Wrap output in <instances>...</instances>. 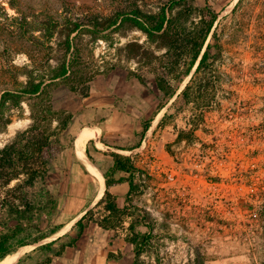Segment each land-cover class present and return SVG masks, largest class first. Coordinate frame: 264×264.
Instances as JSON below:
<instances>
[{
  "label": "rangeland",
  "instance_id": "obj_1",
  "mask_svg": "<svg viewBox=\"0 0 264 264\" xmlns=\"http://www.w3.org/2000/svg\"><path fill=\"white\" fill-rule=\"evenodd\" d=\"M135 8L152 14L165 9L169 15L179 16L187 31L209 15L207 10L217 14L208 40L216 32L221 46V57L212 69L215 91L210 93L211 100L191 98L186 102L181 96L205 49L183 82L170 81L175 95L165 97L157 79L170 78L166 71L170 59L160 41H149L128 26L101 35L93 28L91 22L97 16L111 17ZM67 38L82 50V69L96 73L95 80L113 76V86L120 83L121 76L131 81L128 94L134 100L122 108L132 109L142 118L143 126L148 125L126 155L134 167L133 185L126 194H118L121 202L114 196L122 214L108 212L109 202L100 200L87 211L86 224L109 222L114 227L111 238L119 244L114 254L118 264L134 263L135 247L128 240L137 234L149 238L141 258L144 264H264V0H0V96L4 90H18L26 76L40 80L49 74V67L69 61L71 53L62 46ZM188 68L184 67V72ZM52 95L56 110L80 96L62 83H57ZM34 104L41 103L26 98L22 109L4 111L11 122L0 129V149L29 130L30 106ZM49 121H42L41 128L49 127ZM87 131L77 141L81 159L90 137ZM60 142L54 146L53 157L72 146L68 130L61 132ZM87 163L103 176L95 165ZM16 183L7 188L0 183V234L15 233L19 226L5 206L11 203L13 194L8 192ZM26 191L25 201L46 202L40 186ZM65 205L58 208L57 202L51 217L40 213L34 224L48 234L64 221L74 219L63 230L84 216L81 208ZM21 224L27 231L17 235L16 251L31 249L14 264L21 259L25 260L21 264H38L48 258L51 264H97L108 250L110 233L98 230L99 234L83 242L77 258L59 261L56 254L76 237L75 229L52 250L42 251V246L57 237L20 247L40 236L27 222Z\"/></svg>",
  "mask_w": 264,
  "mask_h": 264
},
{
  "label": "trees",
  "instance_id": "obj_2",
  "mask_svg": "<svg viewBox=\"0 0 264 264\" xmlns=\"http://www.w3.org/2000/svg\"><path fill=\"white\" fill-rule=\"evenodd\" d=\"M173 12L172 9L169 10ZM209 15L202 16L201 21L193 30L187 31L183 27L179 16H171L167 10L162 9L159 14L145 13L139 8H135L129 13H118L115 16L104 17L97 16L93 18L92 25L96 29L98 35L108 32L110 30H121L125 26L136 29L142 32L149 41H160L166 49V57L170 59L167 74L170 78H158L157 87L165 97H173L175 95L174 87L170 81L183 82V79L188 77L191 68L196 67L203 50L205 49L199 64L196 68L195 74L187 84L185 90L182 92V98L188 102L191 98L211 100V92L215 91L214 82L211 75L215 63L221 57V46L217 38V33L214 32L210 41L208 42L212 30L217 21V14L211 10H207ZM27 24V22H24ZM29 25V24H28ZM76 27L79 24H74ZM52 27H56V24ZM98 29V30H97ZM103 37V36H101ZM208 42V43H207ZM67 53H71L70 60H64L51 69H47L45 78L40 80L33 79L26 76L27 81L25 84L20 85L18 90H4L0 96V129H5L9 126L10 120L5 119V110L8 108L22 109V102L24 99L29 98L36 100L41 104L31 105V120L32 125L26 132L17 134L14 140L0 149V183L3 188L10 187L13 182H17L8 192L13 194L10 196L11 203L6 202V207L9 213L12 214L17 220L18 229L15 233L0 234V262L6 257L16 253L15 239L21 232L27 231L21 222H27V227L33 229L40 234L32 243L22 244L20 247H27L31 244H40L58 233L60 226L54 228L50 233H43L42 229L34 224V218L40 213H45L51 217L57 208V202L46 186V181L52 173L51 161L55 145H59L61 132L68 130L71 121L73 120L72 114H67L61 110H56L54 107L52 90L57 83H62L64 87L81 97L86 98L90 92V83L95 80L96 73L87 74L82 69L84 63L82 62V50L75 47L72 42L67 40L62 44ZM192 59L190 64L187 60ZM189 65V68L184 72V67ZM81 67V68H80ZM99 75V74H98ZM140 83H144L143 78L136 76ZM18 83V82H17ZM9 106V107H8ZM39 106L41 110L35 108ZM44 120H50V126L42 129L40 124ZM56 123L54 128L52 125ZM144 133L148 129V125H144ZM59 152V151H56ZM123 173L124 176L116 180L117 173ZM134 167L129 158L115 156V163L106 175V192L100 203L108 201L109 204L106 210L114 214H122V210L117 207L114 195L110 189L118 184L129 183L130 188L133 185L132 175ZM40 186V192L46 202L42 203H29L25 201L28 194L26 189L35 188ZM105 200V201H104ZM99 203V204H100ZM87 213L81 220H79L74 229L77 234L75 238H71L67 244L60 247L56 257H60L67 248H72L79 241L85 229L89 224H86ZM109 222L99 225L105 230H114ZM130 229H133L131 226ZM66 236L60 237L46 245L42 246V251L52 250L55 245L62 241ZM149 238L146 234H137L128 240V243L135 247L134 263L144 264L141 261L142 256L146 251V244ZM30 258V256H28ZM16 262V261H15ZM14 262V263H15ZM25 260L21 259L17 264H21ZM13 263V264H14ZM52 259L48 258L38 264H51Z\"/></svg>",
  "mask_w": 264,
  "mask_h": 264
},
{
  "label": "crops",
  "instance_id": "obj_3",
  "mask_svg": "<svg viewBox=\"0 0 264 264\" xmlns=\"http://www.w3.org/2000/svg\"><path fill=\"white\" fill-rule=\"evenodd\" d=\"M112 81L113 76L107 80L92 81L88 97L79 96L75 99L67 100L58 109H63L73 115V120L68 128V133L72 136V146L65 147L60 154L53 157V170L46 181L47 188L58 198V208H65L67 202L69 209L79 207L84 210L80 212H83L85 216L87 211L95 205L96 197H98L99 188L95 178L90 174L77 151L78 138L86 129L90 130L92 135L89 134L90 131H87L88 134L86 135L91 136L85 143L83 154L89 162L102 172L105 180L104 195L107 190L105 175L113 169L115 156L130 159L126 155L130 152V148L135 144L138 134L143 128L142 118L134 111H131L132 109L129 110L128 107L127 109L122 108L128 100H134L128 94V87L131 81L126 76H121L120 83L117 85L113 86ZM123 176L124 174L119 172L115 175V178L119 180ZM129 189V183L125 182L113 186L110 192L117 199L119 193L126 194ZM60 193H67L68 195H59ZM121 198V196H118V203L121 202ZM79 202L83 204L77 205ZM72 220H66L60 224V230L53 237L58 236V239L66 236L68 232L65 234L60 233ZM74 226L68 231H72ZM98 230L103 233H110V241H108L107 245L108 250L102 255L104 258L97 264H118L117 260L114 259V254H117L116 248L119 247V244L115 241L116 239L111 238L112 231L103 229L98 222L88 225L76 245L72 248H67L60 257H57L58 260L61 261L68 256L77 258L80 246L87 238L89 239L94 234H99ZM126 258V255H124L123 259L125 260ZM88 264L95 263L90 261Z\"/></svg>",
  "mask_w": 264,
  "mask_h": 264
},
{
  "label": "bare ground",
  "instance_id": "obj_4",
  "mask_svg": "<svg viewBox=\"0 0 264 264\" xmlns=\"http://www.w3.org/2000/svg\"><path fill=\"white\" fill-rule=\"evenodd\" d=\"M89 134H91L92 135V133H91V131H90V133ZM90 135V136H91ZM96 137V136H95ZM82 161L84 162V164H85V166L87 167V169H88V171L90 172V174L95 178V181H96V184L98 185V197H96L97 199H96V202H98L101 198H102V196L104 195V190H105V180H104V177L102 176V175H99V174H97V173H94L93 172V170L91 169V167L88 165V163H87V159L85 158V156H84V154L82 155ZM95 183V182H94ZM97 190V189H96ZM76 221H78V220H75V221H73L72 223H70L63 231H61V233L60 234H63V233H66V232H68V230L70 229V228H72V226H74V224L76 223ZM58 237V236H57ZM48 241V240H47ZM44 242H46V241H44ZM31 248H23V249H21L20 251H18V252H16V253H13L10 257H8L7 259H5V260H3V261H1L0 262V264H13L14 263V261H16V259L19 257V256H21V254L23 253V252H26V251H28V250H30Z\"/></svg>",
  "mask_w": 264,
  "mask_h": 264
}]
</instances>
